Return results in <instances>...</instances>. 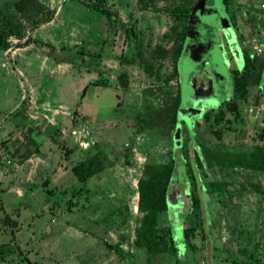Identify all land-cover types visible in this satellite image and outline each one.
Masks as SVG:
<instances>
[{"label":"rangeland","instance_id":"1","mask_svg":"<svg viewBox=\"0 0 264 264\" xmlns=\"http://www.w3.org/2000/svg\"><path fill=\"white\" fill-rule=\"evenodd\" d=\"M12 1L0 0V264L264 260V191L248 182L262 186L260 174L223 170L227 192L222 195L210 191L200 168L192 169L186 182L182 159L192 162L197 145L243 149L253 142L259 123L264 125L262 87L258 103L263 110L250 119L256 83L248 84L244 97H233L232 110L222 102L232 97L230 69L240 68L242 57L237 39L236 58L226 46L220 55L214 29L216 19L229 20L235 4L261 0H231L227 9L222 0H205L202 13L196 0H188L193 5L177 76L172 48L183 20L162 8L187 0H154L156 10L142 8L137 0H37L36 17L20 16ZM103 10L111 13L112 23ZM39 17L46 20L35 23ZM11 24L19 31L6 33ZM203 35L207 40L197 41ZM203 69L202 84L210 94L193 100ZM177 86L178 108L193 109L177 114L174 128L154 124L139 129L136 115L143 103L161 104ZM219 106L228 128L217 139L209 125L213 110L209 118L201 114ZM170 157L169 193L173 200L180 194L183 204L158 213L157 233L165 246L152 252L133 244L141 217L137 180L143 164ZM87 158L96 169L79 181L71 167ZM195 177L208 187L207 194L194 186ZM189 191L210 223L195 228L184 246L182 214L189 207ZM170 208L177 212L171 214ZM168 226L177 251L168 247ZM106 243L117 244L127 255Z\"/></svg>","mask_w":264,"mask_h":264},{"label":"trees","instance_id":"2","mask_svg":"<svg viewBox=\"0 0 264 264\" xmlns=\"http://www.w3.org/2000/svg\"><path fill=\"white\" fill-rule=\"evenodd\" d=\"M139 5L145 9H157L154 7V0H137ZM195 2V1H194ZM224 7L227 9L231 0H222ZM13 8L19 13L20 16H35L37 15L36 8H41V5L37 0H13ZM192 2H185V4L177 6H167L162 9L165 10L174 19H181L183 23L181 30L175 34L174 43L172 48L174 56V65H172V73L177 76L176 63L181 52V48L185 38L186 21L189 10L192 7ZM240 5L235 4V11ZM35 8V9H34ZM40 10V9H39ZM43 11V10H41ZM235 11L230 13L231 23L236 25ZM107 15L108 20L112 23L110 12L103 10ZM42 12H40L41 14ZM240 19V18H239ZM46 18L39 17L35 23L43 22ZM249 20V19H247ZM241 21V20H240ZM238 28V27H237ZM10 31L18 32L19 29L16 25L11 24L7 27L6 33ZM242 31L238 29L237 37L240 36ZM242 52V63L240 68H231V90L232 97L224 99L222 102L227 109L232 110L235 105L233 97L245 96L247 92V86L250 82L256 83V86L261 85L264 89V57H249L245 49ZM91 84L98 85L97 80H92ZM87 90V85L81 88L80 97H82ZM151 90V88H148ZM179 106V93L178 86L175 92L168 93L163 103L153 105L151 102H144L142 109L137 113L136 120L138 128L150 127L154 124H167L169 127L174 128L177 116V109ZM219 106L213 110L212 119L209 121L210 131L217 138H221L222 130L227 129L226 117ZM210 110L202 113V118H209ZM195 127L199 121H194ZM223 124V125H222ZM185 166L184 174L185 180H188V173L201 169L202 174L207 179V185L210 191H215L218 194H224L227 192V181L222 178V171L225 169H242L244 171L252 172V174L264 175V125L255 130V137L253 142L244 147L243 149L233 148L227 149L223 146L219 147H208V146H195L193 160L190 162L185 157L182 158ZM96 164L94 160L87 158L79 160L71 167L72 173L76 176L79 181H84L86 177L94 172ZM212 176L208 177L209 174ZM174 174V160L173 157L166 162L154 163L149 162L143 164L141 168V175L137 180V207L141 212L140 222L134 230L133 244L137 247H145L148 251H158L163 249L165 246V239L157 233V215L162 210H167L165 198L167 193L170 191V187L173 181ZM199 177L193 179L194 186H199L200 190L203 187L204 192L207 194L208 187L199 181ZM197 181V184H196ZM200 182V183H199ZM250 185H253L255 189L264 191V187L258 185L254 180H248ZM190 203L189 207L182 214L183 223L185 226L182 227V237L185 239L183 245H187L188 237L195 228L203 230L210 223V218L207 214L204 215L199 202L198 197L192 196L189 191ZM166 233H168L169 243L168 247L177 251V247L174 245L171 235V227L168 226ZM108 248L114 250L119 255H127L117 244H105ZM231 264H239L236 258H233ZM247 264H264V260L260 259L256 263L250 262Z\"/></svg>","mask_w":264,"mask_h":264},{"label":"built area","instance_id":"3","mask_svg":"<svg viewBox=\"0 0 264 264\" xmlns=\"http://www.w3.org/2000/svg\"><path fill=\"white\" fill-rule=\"evenodd\" d=\"M235 13L243 24L242 33L236 38L240 50L245 49L249 57H264V0L252 5L246 2L241 3ZM262 110V104L258 103L256 111ZM257 180L264 186V175H257Z\"/></svg>","mask_w":264,"mask_h":264},{"label":"water","instance_id":"4","mask_svg":"<svg viewBox=\"0 0 264 264\" xmlns=\"http://www.w3.org/2000/svg\"><path fill=\"white\" fill-rule=\"evenodd\" d=\"M205 0H196L194 4H196L200 10V13L201 10H202V7H203V4H204ZM236 15V26L238 27V29L240 31L243 30V24L241 23L239 17L237 16V13H235ZM217 23L216 25H214V29H216V27L219 28V30L221 31V33L223 34V36L225 37V41H226V48L228 49L229 53L234 57L236 58V55H237V51L239 50L238 49V45L236 43V38L234 36V33H233V29H232V26L231 24L229 23V21L225 20H219L217 21V19L215 20L214 24ZM203 39V40H202ZM205 39L207 40L206 38V35L204 36L203 35V38H199L197 41L199 42H205ZM194 45H197V47H200L197 42H193ZM196 47V48H197ZM222 47L220 46V49H219V54H223V49ZM261 86H258L256 91H255V94L253 96V99H252V104H251V107H250V119L252 120L256 114V108H257V104H258V100H259V97H260V94H261ZM193 97V93H191V96L190 98L192 99ZM193 107L192 105H189V106H186V107H182V108H178L177 109V114H180L182 115V113H185V112H188V110H192ZM205 111V110H204ZM202 111V113L204 112ZM202 116V114H201ZM200 116V117H201ZM197 121H200V120H197ZM173 188V187H172ZM174 189V188H173ZM186 189V188H185ZM184 189V190H185ZM183 190V191H184ZM179 192V191H178ZM179 194V193H178ZM172 193H168V195L166 196L165 198V201H166V204L168 206H179V205H182L183 204V201L180 199L179 195H176V198L177 200H173L172 199ZM178 201V202H176ZM180 201V202H179ZM174 207V208H175Z\"/></svg>","mask_w":264,"mask_h":264},{"label":"flooded vegetation","instance_id":"5","mask_svg":"<svg viewBox=\"0 0 264 264\" xmlns=\"http://www.w3.org/2000/svg\"><path fill=\"white\" fill-rule=\"evenodd\" d=\"M228 21H229V23L231 24V26H232V29H233V33H234V36L237 38V34H238V28H237V26L235 25V23H231L232 21H231V18H230V14H229V16H228ZM215 32H216V35H217V40H215V41H217V42H219V47L221 46L222 47V49H223V51H225L224 49H225V46H226V44H225V37L223 36V34L221 33V31L219 30V28L218 27H216V29H215ZM183 46V45H182ZM182 49V48H181ZM221 49V50H222ZM205 75H207V73H206V71L203 69V72L200 74V76H199V79H198V83L200 84V86H199V88H198V90L197 91H195V92H193V100H195V99H198V98H206V97H208L209 96V94H210V89H208L207 87L208 86H205L204 87V85L202 84V81L203 80H201V79H204V76ZM197 80V79H196ZM258 86H261V85H258ZM257 86V87H258ZM257 87H256V89H257ZM262 87V86H261ZM261 92H262V90H261ZM261 95V94H260ZM179 107V106H178ZM217 108V107H216ZM216 108H213V107H209L208 109H206L205 111H207V110H214V109H216ZM256 114H257V111H256ZM256 114H255V116H254V119H256ZM193 124V126H195V122H193L192 123ZM259 127H261L262 125H263V123H259ZM192 126V127H193ZM258 127V128H259ZM179 197H180V195H179ZM176 198V197H175ZM180 199H181V197H180ZM175 200H177V199H175ZM170 209H171V211H170ZM169 209V211L171 212V214H173V213H175V212H177L174 208H170ZM167 211H168V209H167Z\"/></svg>","mask_w":264,"mask_h":264},{"label":"crops","instance_id":"6","mask_svg":"<svg viewBox=\"0 0 264 264\" xmlns=\"http://www.w3.org/2000/svg\"><path fill=\"white\" fill-rule=\"evenodd\" d=\"M239 1H241V0H239ZM255 3V2H254Z\"/></svg>","mask_w":264,"mask_h":264}]
</instances>
